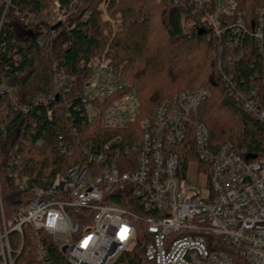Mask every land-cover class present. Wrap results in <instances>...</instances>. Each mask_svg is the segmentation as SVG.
Wrapping results in <instances>:
<instances>
[{
	"label": "built area",
	"instance_id": "2783aa9c",
	"mask_svg": "<svg viewBox=\"0 0 264 264\" xmlns=\"http://www.w3.org/2000/svg\"><path fill=\"white\" fill-rule=\"evenodd\" d=\"M217 2L207 16L211 34L227 35L230 50L246 36L261 48L262 12L250 20L237 10V0ZM54 9L46 22L61 24L67 9L57 0ZM88 64L89 79L75 108L81 123L59 146L66 170L49 186L32 189L31 201L17 206L9 220L0 195V264H14L8 235L21 236L27 225L65 248L61 253L70 264H112L133 248L141 228L148 237V264H264V158L236 155L229 143L213 148L197 116L209 90L180 91L139 119L137 91L106 53ZM250 79L247 87L239 86L232 75H223L221 83L264 128V63ZM55 80L69 117L72 83L65 74ZM191 147L197 172L206 175L204 195L186 181ZM26 183L16 181L21 190ZM38 251L37 261L50 264L45 250Z\"/></svg>",
	"mask_w": 264,
	"mask_h": 264
},
{
	"label": "trees",
	"instance_id": "16d2710c",
	"mask_svg": "<svg viewBox=\"0 0 264 264\" xmlns=\"http://www.w3.org/2000/svg\"><path fill=\"white\" fill-rule=\"evenodd\" d=\"M1 1L0 195L6 220L17 206L31 201L32 189L49 186L56 173L66 170L59 146L81 123L75 108L89 79L88 63L104 53L137 91L139 119L180 91L208 89L197 116L209 130L213 148L229 143L236 155L264 158V128L221 83L223 75H232L236 84L247 87L264 63V44L259 48L242 36L239 48L230 50L227 35L214 37L207 16L215 13L217 0H109L107 13L121 20L115 30L101 20L103 0H57L68 12L61 24L43 20L52 0ZM237 1V10L250 20L262 12L264 43V0ZM185 23L189 33L183 30ZM64 74L72 83L66 97L72 104L69 117L62 95L55 93V79ZM38 139L43 142L36 146ZM188 159L196 160L192 147ZM25 178L21 190L16 181ZM8 238L14 264H41L39 249L50 264H70L49 236L29 225L22 227L21 236L13 231ZM147 240L141 228L133 248L112 264H148L143 259Z\"/></svg>",
	"mask_w": 264,
	"mask_h": 264
},
{
	"label": "rangeland",
	"instance_id": "374dc122",
	"mask_svg": "<svg viewBox=\"0 0 264 264\" xmlns=\"http://www.w3.org/2000/svg\"><path fill=\"white\" fill-rule=\"evenodd\" d=\"M109 0H103V2L98 6L99 10L101 11V20L106 21L110 24L111 29L115 30L116 27L120 24L121 20L114 18H111L109 14L107 13V4ZM178 4V3H177ZM54 0H52L51 5L49 8H47V11H45L43 15V20H47L49 15L54 14ZM67 18V17H66ZM183 30L186 33H189L190 31V24L185 23V26H183ZM198 168V162L195 160L189 164L187 174H186V181L188 184L197 187L200 194L204 195L207 193V189L205 187L206 185V175H203L202 173L197 172ZM89 225V223H85L82 225V227Z\"/></svg>",
	"mask_w": 264,
	"mask_h": 264
},
{
	"label": "water",
	"instance_id": "95a60500",
	"mask_svg": "<svg viewBox=\"0 0 264 264\" xmlns=\"http://www.w3.org/2000/svg\"><path fill=\"white\" fill-rule=\"evenodd\" d=\"M246 157H247V159H251V158H255L256 156L251 155V156H246ZM61 251H62L63 254H65L66 249L65 248H61Z\"/></svg>",
	"mask_w": 264,
	"mask_h": 264
}]
</instances>
